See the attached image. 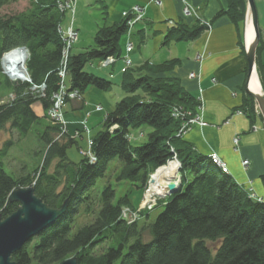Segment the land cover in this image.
<instances>
[{
    "label": "trees",
    "instance_id": "1",
    "mask_svg": "<svg viewBox=\"0 0 264 264\" xmlns=\"http://www.w3.org/2000/svg\"><path fill=\"white\" fill-rule=\"evenodd\" d=\"M17 1L0 0V8ZM59 1L30 0L22 12L0 15V88L12 96L0 101V135L9 126L20 139L33 135L44 144L42 163L28 173L24 166L19 174L6 170L5 159L15 140L8 139L0 148V212L6 218L20 207L19 202L9 200L19 187L33 186L51 208H60L68 200L65 214L12 259L16 264H60L72 256L78 258V264H264V200L254 198L211 156L196 152L180 134L185 123L182 113L186 112L188 120L196 114L200 101L171 75L178 59L147 61L124 72L120 84L126 95L107 114L102 129L87 138L95 160L82 148L80 161L70 159L68 149L79 144L81 133L63 132L48 115L52 96L62 84L59 70L66 46L60 28L68 11L60 8ZM246 11L247 0H228L227 8L216 18L227 15L241 32ZM104 20L94 44L83 52H71L67 59L68 89L79 90L82 96L92 86L109 91L115 85L110 78L86 69L95 60L120 57L127 20L114 24ZM197 21L172 27L165 41L196 39L207 30ZM17 46L28 48L27 70L34 84H46L44 96L32 93L30 84L12 81L3 73V54ZM257 69L263 83L259 50ZM35 104L43 107V117L35 112ZM176 110L181 114L176 115ZM241 111L254 121V97L246 94ZM143 125L151 129L148 139L133 144L132 129ZM141 136H145L143 131ZM175 157L181 163L180 183L164 200V209L154 221L149 212L160 199L153 208L139 211L128 192L117 197L110 184L99 193L95 189L115 159L120 164L115 173L118 181L144 190L151 175ZM125 208L139 211L134 222L123 216ZM82 215L90 221L78 222Z\"/></svg>",
    "mask_w": 264,
    "mask_h": 264
},
{
    "label": "crops",
    "instance_id": "2",
    "mask_svg": "<svg viewBox=\"0 0 264 264\" xmlns=\"http://www.w3.org/2000/svg\"><path fill=\"white\" fill-rule=\"evenodd\" d=\"M254 1L260 30L257 50L260 60L264 63V0ZM185 2L190 3L200 17L209 21L211 28L203 31L196 39L166 42L165 36L172 27L198 22L195 17L184 15ZM136 5L145 9L144 20L136 25L131 38L126 33L121 39L120 57L109 67L101 66L99 60V69L95 71L102 77L116 80L113 86L115 88L105 91L92 86L83 94L82 100H69L64 107L68 132L71 135L80 132L77 137V140H80L79 148L83 151L89 149L87 136H93L94 125L102 126L105 116L126 95L120 83L125 67L126 46L132 41L134 50L129 54L131 67H140L147 61H180L171 75L180 79L185 89L202 101L199 114L207 123L203 126L194 124L184 139L198 153L207 156L217 154L226 163L228 173L239 184L264 200V119L259 110L256 111L254 121L249 115L238 113L248 94L246 83L249 64L246 45L253 38H250L251 22L249 17L247 18V11L240 32L227 15L216 18L221 10L227 8L228 0H80L74 15L78 40L72 48V53L83 52L92 45L81 46V42L85 41L80 40L77 23L83 28L85 15L88 14L95 20L94 38L105 18L109 24L118 23L124 19L123 14L131 11ZM94 10L102 14L100 21L97 20ZM67 14L70 19L71 12L68 11ZM68 25L69 21L64 26L62 24V27L66 28ZM198 55L202 58H198ZM256 72L263 88L264 82L260 79L257 67ZM191 74H195V77H191ZM117 89H120V92ZM96 106H101V110H96ZM34 110L40 117L46 113L40 104L34 105ZM84 124L89 132L82 131ZM254 125L258 130L253 129ZM235 138L239 139L238 143H235ZM244 160H249L247 166L243 164Z\"/></svg>",
    "mask_w": 264,
    "mask_h": 264
},
{
    "label": "rangeland",
    "instance_id": "3",
    "mask_svg": "<svg viewBox=\"0 0 264 264\" xmlns=\"http://www.w3.org/2000/svg\"><path fill=\"white\" fill-rule=\"evenodd\" d=\"M29 6H30V0H18L17 2H14L10 5H6L2 8H0V15L22 12V11L26 10ZM94 11L96 12L97 20L100 21L102 14H99L100 12H98L96 10H94ZM73 20H74V16H71L69 19V14H66L65 20L63 22V26L68 21H69L68 26H71L72 24L74 26ZM83 21H84V27L83 28L79 26L80 23H77V26L80 30V40L84 39V41H85L83 43L81 42V46H87L89 44L93 45L94 44V38H93L94 34L93 33H94V29H96L95 25H94L95 20L92 16H89L87 14V15H85ZM88 41H90V42H88ZM71 52H72V50H71ZM165 54L166 53H163V55H165ZM29 55H30V52L28 50L27 51V58ZM124 63H125V59H124ZM131 66H132V64L130 66H128L125 63L123 73L126 72L128 69H130ZM1 67H3V69L5 70L3 59L1 62ZM86 69L89 71L94 70L92 72H95L96 70H98L99 69L98 68V61L95 60L92 63H89L88 65H86ZM24 70H25V74H26L25 75L26 77H24V79H25L24 81H28L29 80V74L27 71V62L25 63ZM15 73H16V71H15ZM22 74L24 75V73H22ZM107 76H109V75H107ZM67 80H68V78H67ZM111 80H113V79H111ZM113 81H116V80H113ZM113 88H115V87H113ZM117 90H119V92H120V89H117ZM8 93L9 92H3V89L0 88V101H2V102L8 101L12 97L11 94H8ZM35 105L39 106V104H35ZM64 107H63V111H64ZM101 108H102L101 106H96L95 109L99 111V110H101ZM64 116H65V113H64ZM106 116H105V118H106ZM102 127H103V125L98 127V125L95 124L94 125L95 130H94L93 134L97 133V131L102 129ZM67 131H68V126H67ZM141 131H143L145 133V136H141ZM150 131H151V129L147 125H143L139 128L132 129V133H131L132 134V137H131L132 143L133 144H139V143L145 142L148 139L147 134ZM10 138L15 140V144L12 147V149L10 150L9 155L5 159L6 163H7L6 164V170L8 173L14 174V172H15L16 174H19L21 172V169H23L24 166H28V169H23V171L28 173L33 168H35L36 166H39V164L42 163V160H43L42 150L44 149V144L41 143L40 141L34 140L33 135L32 136L30 135L28 138H25V139H20L18 132L11 130L8 126L0 135V148H2L4 143ZM87 138H88V136H87ZM68 156L70 157V159L72 161H75V162L80 161L83 157L79 151V147L77 144H73L68 149ZM171 161H174V160H171ZM178 162H179V160H178ZM168 164H169V162L164 166H167ZM179 164H180V162H179ZM119 166H120V164H119L117 159L110 162L109 168L107 171V177L98 179L96 187H95L96 191H98V193H99L101 190H103V188L107 184L108 185L110 184L116 190L117 197H120V196H122L128 192L130 195L132 203L136 207L140 208V211L150 209L144 205L145 202L148 204L150 203V202H148V200H150V199L154 200L155 199L156 201H158L160 199V204L149 212L150 221H154L157 218V216L159 215V213L164 209V200L166 198H168L170 195H168L167 193L157 194L151 198H147V194H148V191H150L152 183L150 184V182H149V185L146 187V189L138 190L133 186L132 183H130L128 181H118L115 173L117 172V168ZM164 166L158 168L155 171V173L153 175H151V178L157 172H159V170L162 169ZM179 171H180V167H179ZM179 171H177L176 180H178L180 178V172ZM152 179L154 180V178H152ZM166 180H167V178H162V181H161L162 184L160 185L164 189L166 188V186L164 185V182ZM139 216H140V214H139ZM78 220H79L78 222H80V223L81 222L85 223L86 221H90V219L87 218L85 215H82L81 217H79Z\"/></svg>",
    "mask_w": 264,
    "mask_h": 264
},
{
    "label": "built area",
    "instance_id": "4",
    "mask_svg": "<svg viewBox=\"0 0 264 264\" xmlns=\"http://www.w3.org/2000/svg\"><path fill=\"white\" fill-rule=\"evenodd\" d=\"M78 1L79 0H60L59 6L62 10L69 11V12H71L72 16H74L75 11H76V5H77ZM183 13L185 16L195 17V19L199 20L202 25H205L207 27V29L211 28L210 22L207 21L206 19L200 17L198 11H196V9L190 3L185 2V7L183 9ZM145 14H146L145 9L140 5H136L131 11L125 12L123 14V17L127 20V26H128L127 35L129 38H131V36L133 35L136 25L144 20ZM73 23H74V20H73ZM60 33L63 35L65 43H66V46L63 50L64 60L62 61L61 66H60V70H59V75L62 78V84L60 86V90L58 92L54 93L52 96L53 104L48 111V115L50 116V118L55 123L61 125L63 132H65L67 130V122L65 120L63 107L66 105L68 100H81L83 96L79 90H76V89L75 90H69L68 86L66 84L67 78H68L67 59L71 53L73 46L75 45V43L78 40V31L76 30V28H74V26L72 24L71 26H68L66 28L61 27ZM133 50H134V44L132 41H130L127 43L126 54L124 55L125 63L128 66H130L132 64V61L129 58V54ZM15 51H18L17 53H19V56L24 57V56H27L28 48L26 46H17L15 48H13L12 50L5 52L2 56L3 63H4L6 56L9 55L10 53L15 52ZM29 58H30V55L28 56V58L25 59V63L28 62ZM198 58H202V56L198 55ZM2 59H1V62H2ZM19 60L20 59L16 60L15 62L17 63ZM116 60H117V58H115L113 56H109V57H106V58L100 60L99 62H100V65L103 67H109ZM4 67H5V70L3 69V67H1L2 71L4 74L7 75V77L10 80L18 81V82H22V83H28L31 85L30 91L32 93H34L40 97L44 96V92L46 90V84L45 83L34 84L30 78V75H29V80L24 81L25 80L24 77H26L25 76L26 75L25 70H24L25 66L22 68V71H23L22 73H24V75L23 74L20 75L21 73H19L16 70V67L14 65H9L6 67V65L4 63ZM15 71H16V73H18V77L14 76ZM191 77H195V74H191ZM213 80H215V78ZM257 109H258V107H257ZM201 110H202V101H200V105L197 106V108H196V114L191 115V117L188 120H186V112L182 113L184 120H185V123L183 124V126L181 128L180 134H183L185 136L194 124H200L201 126L207 124L206 122L203 121V119L201 118V116L199 114ZM238 113L243 114V111L240 110ZM175 114L179 115L181 113L178 110H176ZM257 129H258L257 126H254V130H257ZM83 130L84 131L87 130V132H89L88 127L85 124H84ZM238 141H239V139L235 138V143H238ZM90 146H91V140H89V150L84 151V154L89 155L91 160L94 161L95 157L92 155V153H90ZM211 157H212L215 164H217L219 167H221L223 171L228 172V168L226 166V163L223 162V160L219 156H217V154H212ZM173 160L178 162V159L176 157ZM170 162L171 161H169V163ZM243 164L245 166H247L249 164V160H244ZM179 165H180L179 167H181V163ZM178 170H179V168H178ZM167 185H166L165 189L168 190ZM252 196L258 200L263 201L262 198L254 195V194H252ZM148 202H150V203L148 204L145 202L144 205L150 209L153 208L156 204L155 199L154 200L150 199V200H148ZM139 211H140V208H139ZM139 211H132L129 208H125L124 212H123V216L127 220H129L130 223H132L136 220Z\"/></svg>",
    "mask_w": 264,
    "mask_h": 264
},
{
    "label": "water",
    "instance_id": "5",
    "mask_svg": "<svg viewBox=\"0 0 264 264\" xmlns=\"http://www.w3.org/2000/svg\"><path fill=\"white\" fill-rule=\"evenodd\" d=\"M253 26L254 35L246 45V54L249 64L246 91L254 97L257 107L264 119V89L253 90L251 81L257 76V49L260 43L258 14L254 0H247V18ZM258 79V76H257ZM259 81V80H258ZM260 84V83H259ZM179 171V170H178ZM167 185L168 195H171L179 186L180 178L172 179ZM153 182L151 178L150 184ZM10 202H19L20 207L11 215L3 218L0 212V264H16L12 256L21 250L33 237L39 235L46 228L53 225L67 211L68 200L60 208H51L35 194L33 186L19 187L9 196ZM60 264H78V258L72 256Z\"/></svg>",
    "mask_w": 264,
    "mask_h": 264
},
{
    "label": "bare ground",
    "instance_id": "6",
    "mask_svg": "<svg viewBox=\"0 0 264 264\" xmlns=\"http://www.w3.org/2000/svg\"><path fill=\"white\" fill-rule=\"evenodd\" d=\"M249 33H250V38L253 37V27H252L251 23H250ZM17 52L18 51H15V52L7 55L5 60H4V63L6 65V67L9 65H14L16 67V70L19 73H21L20 75H22V72H23L22 68L25 66V59L27 58V56L21 57V56H19V53H17ZM18 59H20V60L16 63L15 61ZM14 76L18 77V73H15ZM251 86L253 87V90H260V88H261L256 75H254V77L252 78ZM257 110H259V109H257ZM259 113H260V110H259ZM179 166L180 165L177 161H171L167 166L163 167L162 169L159 170V172H157L154 176H152V178H154V180L151 184L150 191H148L147 198H151L157 194L167 193L168 190L164 189L163 187L160 186L162 184L161 183L162 178H167V180L164 182L165 186L168 183L173 182L172 179L176 180V177H177L176 174H177ZM177 183H179V181H177Z\"/></svg>",
    "mask_w": 264,
    "mask_h": 264
},
{
    "label": "flooded vegetation",
    "instance_id": "7",
    "mask_svg": "<svg viewBox=\"0 0 264 264\" xmlns=\"http://www.w3.org/2000/svg\"><path fill=\"white\" fill-rule=\"evenodd\" d=\"M255 126V125H254ZM253 129H254V127H253ZM258 130V129H257Z\"/></svg>",
    "mask_w": 264,
    "mask_h": 264
}]
</instances>
